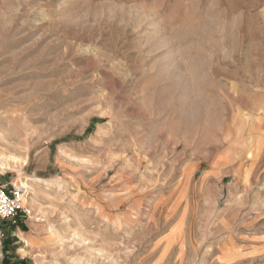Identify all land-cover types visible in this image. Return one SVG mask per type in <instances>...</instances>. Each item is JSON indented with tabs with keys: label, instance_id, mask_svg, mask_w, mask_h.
Returning a JSON list of instances; mask_svg holds the SVG:
<instances>
[{
	"label": "rangeland",
	"instance_id": "obj_1",
	"mask_svg": "<svg viewBox=\"0 0 264 264\" xmlns=\"http://www.w3.org/2000/svg\"><path fill=\"white\" fill-rule=\"evenodd\" d=\"M3 154V264H264V0H0Z\"/></svg>",
	"mask_w": 264,
	"mask_h": 264
},
{
	"label": "built area",
	"instance_id": "obj_2",
	"mask_svg": "<svg viewBox=\"0 0 264 264\" xmlns=\"http://www.w3.org/2000/svg\"><path fill=\"white\" fill-rule=\"evenodd\" d=\"M29 188L24 184L12 185L8 190L0 185V218L15 222L20 215H28Z\"/></svg>",
	"mask_w": 264,
	"mask_h": 264
},
{
	"label": "crops",
	"instance_id": "obj_3",
	"mask_svg": "<svg viewBox=\"0 0 264 264\" xmlns=\"http://www.w3.org/2000/svg\"><path fill=\"white\" fill-rule=\"evenodd\" d=\"M0 185H3L8 190H10L12 188V185H16V184H14L12 180L7 179V180H0ZM23 216L24 215H20L18 217L17 223H14L11 220H5V219L0 218V264H3V260L5 258L4 251L6 250V248H8V246H3V243L1 241L2 235L5 236V239L6 238L9 239L10 237H12V239H14L13 237H19L24 242V246L25 245L28 246L26 244L25 239L31 234H28L25 231H23L21 229V227L18 225L20 223H23V221H24L23 219L25 218ZM25 247H21L20 249H18V252L25 250ZM8 250H9V248H8ZM20 259L24 260L25 257L21 256ZM27 262L29 263L28 260H27Z\"/></svg>",
	"mask_w": 264,
	"mask_h": 264
},
{
	"label": "bare ground",
	"instance_id": "obj_4",
	"mask_svg": "<svg viewBox=\"0 0 264 264\" xmlns=\"http://www.w3.org/2000/svg\"><path fill=\"white\" fill-rule=\"evenodd\" d=\"M20 164V158L16 155H6L3 154L0 158V167L1 169H7L8 167L16 166ZM24 185H28V183H24ZM28 203V201H27Z\"/></svg>",
	"mask_w": 264,
	"mask_h": 264
},
{
	"label": "trees",
	"instance_id": "obj_5",
	"mask_svg": "<svg viewBox=\"0 0 264 264\" xmlns=\"http://www.w3.org/2000/svg\"><path fill=\"white\" fill-rule=\"evenodd\" d=\"M20 264H28L27 260L21 261Z\"/></svg>",
	"mask_w": 264,
	"mask_h": 264
}]
</instances>
